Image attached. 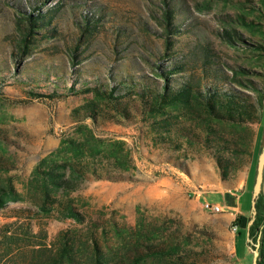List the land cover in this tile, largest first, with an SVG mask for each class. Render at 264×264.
Returning <instances> with one entry per match:
<instances>
[{"label": "rangeland", "instance_id": "1", "mask_svg": "<svg viewBox=\"0 0 264 264\" xmlns=\"http://www.w3.org/2000/svg\"><path fill=\"white\" fill-rule=\"evenodd\" d=\"M63 1L66 7L58 15L59 37L43 41L33 56L21 61L18 67L23 66V71L17 74L10 55L16 37L11 3L20 0H0V166L7 171L0 173V184L12 182L23 198L0 210V228L16 222L31 233L25 240L33 241L34 235L42 234L48 245L68 231L80 245L91 232V223L97 221L100 227L95 237L108 264L132 261L133 254L127 250L137 244L144 253L137 264H252L253 248L234 229L237 217L223 208L220 213L205 210L197 196L202 191L237 187V193L242 192L239 209L251 219L255 180L253 174L249 180L247 175L260 124L217 120L198 104L195 106L205 117L191 118L194 113L182 102L150 113L135 99L125 101L129 104L126 116L106 108L98 118L76 119L74 112L95 98L92 93L77 91L92 86L96 76L103 78L110 67L116 76L135 70L126 59L130 55L121 58L113 49V28L118 22L129 28L131 38L121 48L131 42L134 62L142 52L159 60L156 54L163 51L164 43L154 33L159 30L153 17L159 12V0ZM73 1L101 6L109 13L104 28L88 40L85 55L90 57L76 66V74L64 55L80 38L75 22L80 13L68 5ZM181 4L177 24L183 34L177 36L175 49L183 55L194 43L207 40L221 61L252 69L257 74L254 81L264 87V50L258 48L264 37V0H184ZM241 14L255 21L254 29L236 24L244 41L224 42L219 33L232 28ZM44 48L53 53H43ZM144 64L141 71L146 74L149 65ZM75 82L74 92L62 98L26 94L31 90L63 93ZM240 90L257 98L256 92ZM243 134L251 141L242 144L246 151H238L235 140ZM71 142L81 145L79 158ZM96 151L100 154L94 157ZM44 160L70 161L92 170L77 190L55 193L57 202L48 205L49 216L35 203L42 197L33 171ZM207 196L212 205L218 204L219 194ZM70 204L85 223L62 219ZM161 247H170L169 254L157 255L155 250Z\"/></svg>", "mask_w": 264, "mask_h": 264}, {"label": "trees", "instance_id": "2", "mask_svg": "<svg viewBox=\"0 0 264 264\" xmlns=\"http://www.w3.org/2000/svg\"><path fill=\"white\" fill-rule=\"evenodd\" d=\"M51 1L24 0L23 3V0H20V2L11 3L15 9L16 37L12 42L10 55L17 74L23 71V66L20 70L18 67L22 60L33 56L43 41L56 39L61 33L58 15L66 7V4L63 0H56L50 4ZM183 1L159 0V12L153 15L159 25V30H154V33L164 43L163 51L156 54L159 60H153L151 56L142 52L140 56H136V62H134L135 60H132L131 57L132 52L129 50L131 42L121 48L131 38L129 28L123 23H117V26L113 28L116 38L113 49L115 52H120L121 58L130 55L126 59L131 60L135 70L119 72L116 76L110 67L103 78L96 76L92 86H85L82 90L77 91V93H92L95 98L80 110H76L74 117L76 119H95L103 116L107 111L106 108L124 113L123 115L126 116L125 106L128 108L129 104L125 101L135 99L141 108L150 113H159L167 105L182 102L189 112L194 113L191 118L205 117L198 110L199 107L195 106L198 104L207 112L208 116L217 120L233 121L247 126L260 124L248 173V180L252 174L255 180L258 156L264 142V87L259 88V85L254 81L253 77L257 74L252 69L231 66L221 61L213 43L207 40H199L194 43L191 50L183 55L175 49L177 36L183 34L181 26L177 24V16ZM68 5L74 13L76 10L80 13L78 19L75 20L80 38L74 42L73 47L64 52L69 68L73 74H76L78 72L76 66L90 57L85 55L89 44L88 40L104 28L103 20L109 16V13L101 6H88L86 2L73 1ZM233 23L235 24L232 25V28L219 33L222 40L230 44H235L236 40L244 41L242 34L236 29V24L249 29H254L255 26V21L250 20L244 14H241ZM261 40L258 48L264 50V37ZM83 43L86 45L85 48H82ZM119 48L120 51H118ZM42 52L52 54L53 49L44 48ZM123 52L127 54H122ZM59 53V51L55 52V54ZM47 56L51 57V55ZM144 62L149 65V71L146 74L141 71ZM198 70L200 73H197ZM75 87L76 82L66 88L63 93L54 90L51 94H42L34 93L31 90L32 92L27 91L26 94L55 99L69 96L74 92ZM239 87L256 92L257 98L239 91ZM249 140L251 141V138L249 139L248 135H240L239 139L235 140L238 141L236 142L238 151H246L242 144L248 145ZM71 144L70 147L79 158L81 154L78 153L81 151V145L75 142H71ZM99 154L100 151H96L93 155L96 157ZM3 167L0 166V173L7 172L1 170ZM6 170L9 171L10 168H6ZM91 171L65 160H55L51 163L45 160L41 162L33 171L34 179L40 183L39 192L42 200L39 202L35 200V203L41 204L42 210L40 211L49 216L51 209L48 208V205L57 202L55 193L63 191L69 194L77 190ZM251 199L252 193L250 206ZM22 200L23 198L17 193L12 182L0 184V210L6 208L10 202ZM62 219H72L78 224L85 223L83 215L71 204L66 206V213H63ZM249 221L247 215L238 216L234 227H236V232H242L245 239L248 238L249 233L252 242L247 241L248 247L256 249V245H259L258 264H264L263 194L257 203L256 220L250 228H248ZM99 227V222L93 221L90 225L91 232L80 245L68 231L61 232L57 240L48 245L46 235L36 234L32 235L33 241L25 240L31 235L29 231H23L22 226H17L16 222L7 223L0 228V264H108L104 249L95 237ZM117 232L119 231L117 230ZM142 249V246L138 244L129 247L127 251L131 252L134 258L133 262L128 259L125 264H137L144 256ZM170 250V247H161L155 250V253L159 256H166ZM27 258L28 260H26ZM21 259L24 260L21 262Z\"/></svg>", "mask_w": 264, "mask_h": 264}, {"label": "crops", "instance_id": "3", "mask_svg": "<svg viewBox=\"0 0 264 264\" xmlns=\"http://www.w3.org/2000/svg\"><path fill=\"white\" fill-rule=\"evenodd\" d=\"M247 177H248V175H247ZM211 192H215V193L219 194L220 199L218 200V204H214V205H218V206L222 207L223 212H226V213L230 214L231 216L233 215L235 217L244 215V214H242V212L239 209L240 208L239 207L240 206L239 205L240 195L242 192L237 193V187L226 188V186H225V189H223V190L202 191L197 196V199L201 205H204L206 203H210L208 201L207 193H211ZM222 208H221V212H222Z\"/></svg>", "mask_w": 264, "mask_h": 264}, {"label": "water", "instance_id": "4", "mask_svg": "<svg viewBox=\"0 0 264 264\" xmlns=\"http://www.w3.org/2000/svg\"><path fill=\"white\" fill-rule=\"evenodd\" d=\"M263 186H264V142L263 146L261 149V152L258 157V163H257V172H256V177H255V184H254V189L252 193V206H251V219L248 223V228H250L257 216V203L258 200L260 199L261 195L263 194ZM248 242H252L251 239L249 238V233H248ZM256 249H251L253 252V262L252 264H258V258H259V251L258 247L259 245H256ZM251 248V247H250Z\"/></svg>", "mask_w": 264, "mask_h": 264}, {"label": "built area", "instance_id": "5", "mask_svg": "<svg viewBox=\"0 0 264 264\" xmlns=\"http://www.w3.org/2000/svg\"><path fill=\"white\" fill-rule=\"evenodd\" d=\"M203 207H204L205 210H215V209H217V208H222V207H220V206H218V205H212V204H210V203H206V204H204ZM234 229H235V231H236V227H235Z\"/></svg>", "mask_w": 264, "mask_h": 264}, {"label": "bare ground", "instance_id": "6", "mask_svg": "<svg viewBox=\"0 0 264 264\" xmlns=\"http://www.w3.org/2000/svg\"><path fill=\"white\" fill-rule=\"evenodd\" d=\"M209 211H212V212H214V213H220V212H221V208H217V209H215V210H209Z\"/></svg>", "mask_w": 264, "mask_h": 264}]
</instances>
